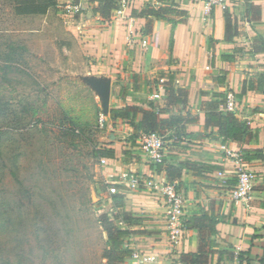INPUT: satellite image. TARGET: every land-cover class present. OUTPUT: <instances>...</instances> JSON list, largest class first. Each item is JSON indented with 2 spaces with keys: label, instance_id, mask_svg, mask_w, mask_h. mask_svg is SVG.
<instances>
[{
  "label": "crops",
  "instance_id": "1",
  "mask_svg": "<svg viewBox=\"0 0 264 264\" xmlns=\"http://www.w3.org/2000/svg\"><path fill=\"white\" fill-rule=\"evenodd\" d=\"M85 1L57 0V6L78 3L85 8ZM171 1L187 11L186 22L172 25L153 18L133 17L144 4L158 6L163 2L130 0L122 15H115L100 31L93 30L79 17L71 27L74 34L84 35L81 38L90 55L97 56V65L93 68H99L101 73L97 75L93 69L89 72L95 75L92 78H106L110 84L121 78L122 85L117 84L119 107L149 108L152 85L147 79L159 77L158 71L164 70L173 73L177 87L188 91L183 115L197 117L193 122L171 126L163 133L166 138L163 166H180L179 177L167 176L164 169L157 168L142 152L137 140L107 145L114 148V158H106L112 161L107 175L120 179L123 173L133 172L157 182H175L185 198L183 222L192 216L213 213L218 216L214 232L184 227L179 242L171 244L162 194L158 190L133 189L127 185L120 190L124 196L121 209L139 218L133 227L141 231L132 234L127 245L132 251L153 256L152 261L144 264H191L181 262L180 257L197 253L202 236L214 242L204 264H260L264 253V160L252 155L255 150L264 153V94L256 90H248L244 95L239 93L244 79L264 71V51L259 42L263 39L264 43V0H229L214 7L206 17L202 13V0ZM224 10L235 18L239 31L230 41L224 40ZM148 20H151V31L145 34L143 27ZM170 35L172 47L168 43ZM141 40L147 41L145 48L141 47ZM224 54L232 55L233 59L221 60ZM161 76L164 80L166 75ZM222 76L224 82L218 83L217 79ZM214 92L235 94L236 113L247 121L254 134L252 141L224 144L217 128L205 125L204 113ZM160 94L154 105L162 106L163 90ZM179 107L161 116L177 114ZM126 128L129 134H137L128 122ZM225 148L239 156L250 157L243 165L255 171L257 179L247 203H234L229 198V186L236 179L238 163ZM245 150L250 152L245 153ZM205 249H209L208 245ZM123 264H132L131 256Z\"/></svg>",
  "mask_w": 264,
  "mask_h": 264
},
{
  "label": "rangeland",
  "instance_id": "2",
  "mask_svg": "<svg viewBox=\"0 0 264 264\" xmlns=\"http://www.w3.org/2000/svg\"><path fill=\"white\" fill-rule=\"evenodd\" d=\"M85 2L79 12L60 3L19 15L0 0V264H105L106 233L97 219L120 211L109 187L118 193L127 184L107 175L112 161L101 164L95 151L139 143V133L109 113L121 104V78L110 84L89 74L97 56L71 27L78 17L95 31L107 25ZM157 75L147 79L150 94L162 91L167 72Z\"/></svg>",
  "mask_w": 264,
  "mask_h": 264
},
{
  "label": "trees",
  "instance_id": "3",
  "mask_svg": "<svg viewBox=\"0 0 264 264\" xmlns=\"http://www.w3.org/2000/svg\"><path fill=\"white\" fill-rule=\"evenodd\" d=\"M120 0H88L91 7L92 16L99 18L102 22H108L112 18V14L117 10ZM158 6L147 4L138 12V17L153 18L172 25L184 23L188 19V13L185 9L180 8L171 0H162ZM2 3L13 5L14 12L19 15L28 14H44L46 11L57 4V0H2ZM258 10H254L256 12ZM224 40L230 41L233 37L239 35L238 26L235 18L231 13L224 10ZM151 20L145 24V31L150 33ZM259 42L264 51L263 39ZM172 47V42L170 43ZM221 60H232L233 56L229 54L221 55ZM218 83L224 82V76L217 79ZM163 103L161 105H149V108H139L132 105H124L110 109L111 117L116 120H127L132 129L137 132H157L163 134L164 131L179 123L193 122L197 117H193L186 113L183 115L187 102L188 91L186 88L177 87L175 85L173 73L168 72L165 76L163 85ZM248 90H256L264 94V71L258 73L255 77H249L242 81L241 91L239 95H244ZM134 93V91H131ZM226 93L214 92L212 99L207 104L204 113V123L206 126L216 127L221 141L226 144L228 142L243 143L252 141L254 134L249 128L246 120L240 118L236 111H227L220 108V105L225 102ZM175 106H180L177 114H170L162 117L167 110ZM250 151L245 150V153ZM253 157L264 160V153L261 150L253 151ZM95 155L99 158H114L113 149L105 148L95 151ZM245 162L250 157L240 156ZM164 160L161 163L155 164L157 168L164 169L167 176L181 175V167L175 165L163 166ZM236 183V179L232 184ZM111 202L115 210L114 212H105L99 215L98 222L103 227L106 233V246L102 250V258L105 264H123L126 258L132 254V249L127 245V239L135 233L141 232L138 229H131L137 225L139 218L132 216L131 212L122 210L123 194L111 193ZM218 216L209 213H203L199 216H192L183 222L185 228H197L200 231L214 232L215 222ZM213 241H206L201 236L199 250L197 253H186L181 255L180 261L191 264H204L207 260L208 253H211ZM209 249L206 250L205 246ZM232 258V256H230ZM260 264H264V253L259 259Z\"/></svg>",
  "mask_w": 264,
  "mask_h": 264
},
{
  "label": "built area",
  "instance_id": "4",
  "mask_svg": "<svg viewBox=\"0 0 264 264\" xmlns=\"http://www.w3.org/2000/svg\"><path fill=\"white\" fill-rule=\"evenodd\" d=\"M130 0H120L116 14L123 13ZM229 0H202L203 15H211L214 7L225 4ZM65 8L72 12L81 10L80 4H66ZM141 47L147 46L146 40H141ZM162 84L159 85V90H162ZM152 99L160 98V93L154 92L150 95ZM237 98L233 92H227L225 102L220 105V108L227 111H235L237 108ZM104 119V115H100V121ZM139 145L144 154L154 163H161L164 159L165 136L157 132H141L139 133ZM229 155L235 156L238 166L236 167L235 177L236 183L229 186L228 194L231 201L234 203H247L252 195L255 181L257 179L256 172L243 165L241 157L234 154L228 148H225ZM106 158L101 157L100 163L104 164ZM222 175V174H221ZM119 182L126 183L130 188H149L158 190L163 198L166 207V230L168 240L171 244H177L183 233V213L185 207V198L179 191L175 182H157L152 177H145L133 172H125L120 176ZM223 183L226 184V178H223ZM111 193L116 192V186L112 184L109 187ZM132 264H144L153 260V256L144 252L134 250L131 254Z\"/></svg>",
  "mask_w": 264,
  "mask_h": 264
}]
</instances>
